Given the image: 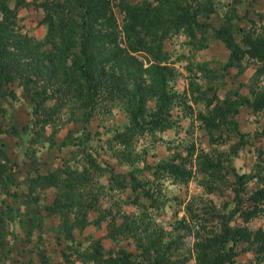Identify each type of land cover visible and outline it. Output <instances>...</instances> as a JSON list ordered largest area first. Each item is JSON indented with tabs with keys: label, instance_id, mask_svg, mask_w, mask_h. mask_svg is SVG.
Here are the masks:
<instances>
[{
	"label": "rangeland",
	"instance_id": "1",
	"mask_svg": "<svg viewBox=\"0 0 264 264\" xmlns=\"http://www.w3.org/2000/svg\"><path fill=\"white\" fill-rule=\"evenodd\" d=\"M6 1L14 6L15 0ZM25 1H29L27 6L15 11L13 31L15 34H22L18 35L20 39L16 37L18 40H28L39 45L25 51L23 66L30 70L38 57V51L51 54L55 66L48 68L49 79L47 81L41 78L37 84L39 88L45 84L46 95L51 96L46 102L51 104L62 101L63 106L58 115H54L55 122L46 124L43 128L40 120L36 122L32 119L29 122L33 106H28L26 100L35 91L27 95L19 78L9 80L5 88H0V150H5L8 155L6 171H13L10 176L8 173L7 179L0 175V264H28V260L32 258L47 264L53 261V264H68L61 259V255L67 251L63 247L65 236L61 234L68 232L69 227L61 228L57 215L47 214L44 206V203L52 199L54 191L37 188L31 198L26 199L27 204L20 205L24 210L21 215L17 212L19 203L18 199H13V193L15 190L27 189V176L38 171L44 172V166H55L61 154L70 153L72 145L61 149L60 142L67 129L79 128L82 120L78 117L82 111L77 105L78 100L73 95L65 94L63 90L87 85L85 81L79 83L78 66L81 62H89L84 66H90L87 68L96 76L98 83V95L89 96L86 101L87 106H93L88 125L95 135L92 143L95 154L112 166L114 172H125L126 175H121V178L132 184L125 183L119 192L113 189L102 192L104 197L109 194L112 199L108 201L109 204L100 207L109 208L118 216L116 220L123 221L126 227L124 232L116 233L118 240L106 235V221L99 227L89 224L84 233L102 236L105 249L124 247L140 259H145V255L137 249L136 243L142 242L150 248L147 251L154 252L152 239H158L164 242L159 249L177 246L179 251L189 255L191 264H198L195 242L219 234V220L235 205L234 172H256L262 169L264 162V136L259 134L262 122L260 113L248 106H240L235 119L244 138L248 140L238 145H235L239 140L238 135L227 129V125H220L217 131H213L214 136L222 131L227 140L211 143L199 120L198 112L206 110L208 99L213 102L221 101V94L232 87L240 86V91L247 93L246 84L251 83V77L259 66L255 60L248 62L242 70L229 64L223 65L229 51L222 39L215 34V30L227 25L234 37L238 38L240 32L253 25V22L259 27V12H264V0H174L181 8L202 21L203 27L195 29L193 34H188L183 29L169 28L167 34L160 39L162 51L166 55L162 64H167L169 71L167 88L170 93L175 91L173 102L183 107L170 104L171 127L153 131H140L142 126L131 125L133 117L128 111L129 95L116 93L110 96L113 82L119 86L126 82L136 91L141 87L134 81H128L131 79L129 73L120 74L117 69L114 70L117 62L108 61L110 49L101 41L92 43L89 40L82 43L76 26L80 6L74 0L68 4L62 17L64 22L74 24V30L69 35H64L62 24L60 40L52 42L48 40L43 6L37 5L34 0ZM148 2L156 4V0H111L120 46L129 44L134 36L135 29L131 27L137 21L131 8H142ZM1 16L0 12V19ZM58 26L60 28L61 24ZM95 28L102 26H91L92 31ZM140 34L145 40L149 39L142 31ZM7 48H11V45L8 44ZM137 52L138 60L145 66L154 60L151 53L141 50ZM89 53L92 54L91 59L87 57ZM43 61L48 62L45 58ZM262 78L260 83L264 82V76ZM90 82L93 83V79ZM89 89L92 88L89 86ZM57 92L58 96L55 97ZM142 93L147 106L152 107L155 103L153 90L146 89ZM194 95L198 97L195 98ZM46 102L38 105V110L33 115L45 117L42 107ZM140 120L142 121L141 116ZM125 126L131 127L128 129L130 132L125 130ZM25 128L26 133L21 135ZM120 132L122 135H118ZM51 140L55 143L49 147ZM1 142L5 144L1 145ZM191 144L194 148L188 151ZM204 154L213 160L219 159L223 168L215 170L212 175L200 171L199 163L205 158ZM171 159L181 161L187 170H191L190 175L181 179L166 172L161 164ZM93 164L98 166V163ZM129 170L135 172L137 180L129 175ZM105 177L100 176V181L106 182ZM20 180L23 183L20 184ZM256 184L255 179L244 184L243 198H246ZM36 196H39L38 200L33 201ZM96 213L90 211L89 217H94ZM230 223L235 226L245 225L250 229L259 226L264 228V214L248 220L235 214ZM75 233L78 234L77 230ZM230 244L228 240L217 241L211 250H207L204 258L218 256L224 261L223 264H230L227 258L232 253L234 264H256L255 256L246 243L237 242L232 250Z\"/></svg>",
	"mask_w": 264,
	"mask_h": 264
},
{
	"label": "trees",
	"instance_id": "2",
	"mask_svg": "<svg viewBox=\"0 0 264 264\" xmlns=\"http://www.w3.org/2000/svg\"><path fill=\"white\" fill-rule=\"evenodd\" d=\"M71 1L73 0H41L39 2L34 0L37 5H42L46 12L44 22L48 25V40L52 42L60 40L62 24L64 26V35H69L74 30V24L72 22H64L62 17V12ZM74 1L80 6L79 20L76 22V26L78 27L79 39L83 40L82 43L89 40L92 43L101 41L104 46L110 49L111 56L108 61L117 62L114 70L117 69L120 74L129 73L131 79L128 81H134L141 87L139 91H136L129 87L126 82L120 86L114 82L111 84L110 96L122 93L123 96L129 95L130 97L128 111L129 115L133 117L131 125L142 126L140 131L143 129L153 131L159 128L171 127L169 122L170 104L176 107L183 106L173 102L175 91L170 93L167 88L169 71L167 64H162L166 55L162 51L163 44L160 39L167 34L169 28H174L175 30L183 29L186 33L193 34L195 29L200 30L203 27V22L186 11V9L181 8L174 0H156V4L148 2L142 8H131L134 10L132 13L137 21L131 27V29H135L134 36L129 44L120 46L117 41L116 17L111 7V0ZM28 3L29 1L25 0H15L14 6H10L6 0H0V12L2 13L0 19V88L4 87L9 80L19 78L27 95L31 91H35L29 97L30 99L26 100L28 106H33L29 122L32 119L36 120V122L40 120L44 128L46 124L50 125L55 122L54 115H58L63 104L62 101H55L51 104L46 102L51 96L46 95L45 84H42L41 88L37 84L41 78L47 81L49 79L48 68L51 69L55 66L54 57L51 54L38 51V57L33 62V66L29 68L30 70H28V67L23 66L22 61L25 51L37 48L39 45L28 40H18L16 37L20 39L18 35L21 36L22 34L18 32L15 34L13 31L16 9L25 7ZM259 17L260 26L257 27L253 22V25L240 32L238 38L234 37L227 25H222L215 30V34L222 39L229 51L228 58L223 65L229 64L236 66L238 70H242L248 62L255 60L259 63V66L256 67L251 77V83L246 84L247 93L240 91V86L228 88L221 94V101L213 102V100L208 99L206 110L198 112L201 125L206 130L211 143L227 140V136L223 135L222 131H219L217 136L213 135V131H217L220 125H227L225 126L227 129L238 135L239 140L235 142V145L243 144L248 140V138H244V133L238 127L235 119L240 106H248L254 112L260 113L262 122L259 134L264 136V82L260 83L264 76V12H259ZM58 24H61L60 28ZM91 26H102V28H95L92 31ZM141 31L149 38L148 40L141 36ZM8 44L11 45V48H7ZM140 50L151 53L154 60L146 66L143 65L138 60L137 51ZM87 57L91 59L92 54L89 53ZM44 58L47 59V63L43 61ZM98 62H101V60ZM85 64H89V62H81L78 66L80 71L78 75L80 76L79 83L82 84L85 81L87 85L73 87L71 90H63L65 94L73 95L78 100L77 105L82 111L78 117V119L82 120V123L78 126L79 128L77 130L67 129L65 136L60 142L61 149L64 148L63 146L72 145L69 150L70 153L61 154L57 165L48 168L44 166L42 168L44 172L38 171L25 178L27 189L24 191L15 190L13 193V199H18L19 203L17 212L20 215L24 213L20 205H26L28 202L26 199L31 198V194L37 188L44 191L48 189L54 191L52 199L48 203H44V206L47 209V214L55 213L57 215L61 228L69 227L68 232L61 234L65 236L63 247L67 250L66 253L61 255V259L66 260L68 264H191L189 255L179 251L177 246L167 244V246H170L169 248L159 249L164 242L158 239H152L154 252L147 251L150 248H147L142 242L136 243L137 249L145 255V259H140L138 255L130 254L124 247L105 249L102 243V236L84 233V229L89 224L99 227L103 221H106L108 224L106 235L117 241L116 233L124 232L126 227L123 221L118 222L116 220L118 216L112 213L109 208H105L106 206L100 207L109 204L108 201L110 202L112 199L109 194L104 197L102 192L105 189H113L119 192L125 183L132 185L130 181H125V179L121 178V175H126L125 172H114L112 166L107 165L104 160H100L95 154L96 152L92 146L95 135L93 131H90L88 125L93 106H87L86 101L89 100V96L98 95V83L96 76L87 68L90 66H84ZM91 79H93V83L90 82ZM89 86L92 89H89ZM146 89L153 90L155 103L152 107L147 106L145 102L142 92ZM198 91L202 92L201 89ZM9 93L13 94L12 91ZM197 95L193 97L197 98ZM54 96H58V92ZM45 102L46 105L42 107L45 117L38 118V116L33 115L38 110V105ZM70 115H72V112H70ZM144 116L147 118L144 119ZM128 129H131V127L125 126V130L129 131ZM25 133L26 128L23 133L21 132V135ZM118 135H122V132L118 133ZM54 143L51 140L48 146L51 147ZM4 144V142H1V145ZM193 148V144L189 145L188 151ZM204 155L205 158L199 163L200 171L212 175L215 170L220 171V168H223L219 159L213 160L206 154ZM7 158V152L0 150V175L2 178L5 176L4 178L6 179L8 178V173L9 176L11 172L13 173L12 170L7 172L5 169ZM93 163H98V166L95 167ZM161 165L166 172L175 177H181V179L191 173V170H187L183 163L178 160H166ZM146 166L150 167L148 164ZM129 175L134 180L138 179L132 170H129ZM234 175L236 183L234 188L235 205L228 214L222 216L219 220V234L195 242L198 264H204L205 262L207 264H223L224 261L218 256L210 255L204 258L208 253L207 250H211L217 241L223 240L231 242V250L237 242L246 243L255 256V263L264 264V228L259 226L255 229H250L245 225L235 226L230 223L231 218L235 214L240 215L243 220L264 214V162L262 169L259 171L234 172ZM100 176H106V182L100 181ZM253 179L257 181L256 186L248 193L246 198H243L244 184ZM21 183L23 182L20 180ZM38 197H34L33 201L35 199L38 200ZM13 203L15 204L16 202L13 201ZM90 211H96L97 213L90 218ZM109 214L110 217L108 216ZM59 229L58 231L60 232ZM76 230L77 235L75 233ZM229 255L227 260L230 264H234L232 253ZM49 258L51 259L50 255ZM54 262H51V264ZM28 264L47 263L32 258L28 260Z\"/></svg>",
	"mask_w": 264,
	"mask_h": 264
}]
</instances>
